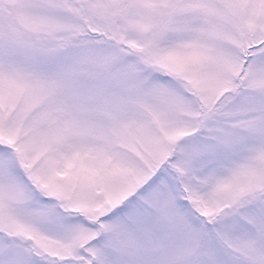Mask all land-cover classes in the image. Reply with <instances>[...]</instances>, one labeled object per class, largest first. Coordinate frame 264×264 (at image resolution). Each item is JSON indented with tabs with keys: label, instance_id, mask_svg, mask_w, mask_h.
<instances>
[{
	"label": "snow or ice",
	"instance_id": "snow-or-ice-1",
	"mask_svg": "<svg viewBox=\"0 0 264 264\" xmlns=\"http://www.w3.org/2000/svg\"><path fill=\"white\" fill-rule=\"evenodd\" d=\"M0 264H264V0H0Z\"/></svg>",
	"mask_w": 264,
	"mask_h": 264
}]
</instances>
